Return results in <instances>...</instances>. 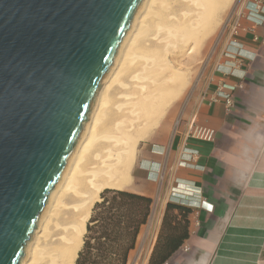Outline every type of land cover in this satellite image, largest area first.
Segmentation results:
<instances>
[{
    "label": "water",
    "instance_id": "95a60500",
    "mask_svg": "<svg viewBox=\"0 0 264 264\" xmlns=\"http://www.w3.org/2000/svg\"><path fill=\"white\" fill-rule=\"evenodd\" d=\"M142 0H0V264H19Z\"/></svg>",
    "mask_w": 264,
    "mask_h": 264
},
{
    "label": "crops",
    "instance_id": "0c3cea01",
    "mask_svg": "<svg viewBox=\"0 0 264 264\" xmlns=\"http://www.w3.org/2000/svg\"><path fill=\"white\" fill-rule=\"evenodd\" d=\"M260 2L264 14V0ZM238 20L218 59L233 65L223 52L230 40L240 45L244 57L235 75H225L223 64L221 70L213 68L196 106L174 135L138 150L129 191L150 197L152 205L127 264H147L166 204H178L170 200L171 192L196 202L195 189L208 205L189 207L188 236L163 264H264V19L261 24L244 15ZM223 82L241 85L228 112L221 99L211 100ZM193 124L214 129L213 140L187 136ZM184 148L197 152L192 166L178 164Z\"/></svg>",
    "mask_w": 264,
    "mask_h": 264
},
{
    "label": "bare ground",
    "instance_id": "6f19581e",
    "mask_svg": "<svg viewBox=\"0 0 264 264\" xmlns=\"http://www.w3.org/2000/svg\"><path fill=\"white\" fill-rule=\"evenodd\" d=\"M177 1L180 2L179 0H177ZM181 1L183 2L184 0H181ZM191 1L196 6V8L194 9L196 11L194 14L195 17L191 20L189 19V17H191V16L187 15V13H186L187 11L183 12L182 14L181 13L178 14V12H176L177 6L176 7L173 6L174 0H142L141 1L139 9L137 10V12H136V14H135V16L131 22L129 31L127 30L128 32L126 33V35L122 39L121 46L117 52L118 54H116L117 56H115V58H114L115 60H113L112 65L114 64V67H112V65H111L112 68L111 67L109 68L108 72L105 74V76L103 78V81L101 83L99 91L96 95V99L93 103L91 111L88 114V121H87V123H85V125L83 127V131H82L79 139L77 140L73 150L71 151V154L69 156V159L67 161L65 169L63 170L59 181L57 182L56 186L51 190V192L48 196L49 197L47 199L48 202L46 201V204H45L44 209L40 215V218L37 221L38 228H37V230H35L33 232V236L31 238V240L26 245V249H24L25 255L23 256V258L19 264H74L77 252H78V250L82 244V239H83V235L85 232L86 221L90 215L91 207L93 206L94 202L99 199L98 198L99 193L106 188L117 189V190H126V191H129L131 189V176L132 175H130L129 169H130V165H132L131 162H132L133 153H134L133 152L134 146L137 142L136 141L137 135L135 136L133 133H129L131 131H127L126 129L125 130L127 132H122V136L120 138H116L115 136L111 135V137L116 138V140L113 138L114 141L121 143V144L122 143L124 144L123 145L124 147L122 146L124 149L120 153L117 152L118 154L117 153L113 154L112 152L107 151V155L105 157H102L104 154L101 156V153H100L99 155L102 157L101 159H99L100 156L97 155V156H99V158H98L99 160L95 159L94 161H88V160H86L85 157H87V152L91 151V149H92L91 146L93 147V145H92L93 141H96L95 139H97V137H98V135L96 136V134L100 133V131H101V130L98 131V129H100L102 126H103L102 128H104V124H102V122H100V124H102V125H101V127L99 126V128H98V125H97V128L95 127V125L97 123H99L98 121L101 120L100 117H103L105 112L107 113V111L110 110V109H108V107H106V105H109V104L111 105L112 101L113 102L115 101L113 99L115 97H113V96L116 94H114V95H112V94L114 93V90H116L115 89L116 86H119L120 88H122V87L124 88V84L122 83L123 81L120 82V80H121L120 78L123 79V76L120 77V75H122V73L125 72L124 71L125 68H127L126 69V73H127V70L129 69L128 66L134 62L137 64V65L134 64L136 66H138V64H142L143 66L146 67L145 72L147 71L148 77L150 75L152 76L153 74L156 75L155 72L158 70V67L155 71L154 68H152V63L156 62L160 58L163 59V57L166 55L164 53V51H165L164 46L161 45V46H163V48L160 46L161 42H162V44H166V46H167V45H169V44H167V42L168 43H170L171 41H175V42L176 41H180V42L185 41L186 42V41H189L190 39H194L193 37L197 35V32L199 31L200 26L202 28L205 26L207 28V26H209V24H210L209 21L211 20L214 6H216V4H218L219 2L221 3V1H224V0H191ZM188 2H190V1H188ZM174 3L176 4V1ZM186 4H188V3H186ZM177 5H179V4H177ZM180 6H181V4H180ZM182 6H183V4H182ZM185 6L187 7L188 5H184V7ZM177 8L179 9L181 7H177ZM162 40H165V42H163ZM159 42H160V44H159ZM168 49H169V46H168ZM163 54H164V56H163ZM163 60H166V59L164 58ZM162 61H161V63H162ZM158 63H159V61H158ZM165 63L168 64L167 61ZM165 63H164V67H166ZM164 67H163V69H165ZM131 68L133 69V67H131ZM136 68L137 67H135V69ZM166 68L169 69L168 66ZM132 69H131V73L133 71ZM143 69H144V67H143ZM158 71H160V70H158ZM158 73H160V72H158ZM128 74L132 76V74H130L129 71H128ZM176 75H177V73H176ZM131 76H129V77H131ZM140 76L146 77L145 74L143 76L142 75H140ZM178 76H179V73H178ZM133 77L134 76H132L131 78H133ZM152 77L155 78V77H157V75L152 76ZM171 77L168 79H171ZM174 77H175V74H174ZM134 79H135V77H134ZM168 79H166V80H168ZM126 80H127V78H126ZM141 80H142V78H141ZM148 80H150V79H148ZM170 81H172V80H170ZM155 86H156V84H155ZM162 87H164V86H162ZM154 88H152V89H154ZM168 88H169V86H168ZM170 88H172V87H170ZM176 88H177V86H176ZM152 89H151V91H152ZM167 90H169V89H167ZM173 90L176 91L175 89H173ZM173 90H171V92L174 93ZM166 91H165V95H169L170 92L168 93ZM147 93H148V91H147ZM152 93H154V91ZM157 93H159V91L156 92V94ZM162 94L164 95V93H162ZM151 95H154V94H149V95H147V100L142 99V100H140V103L138 102L140 111L144 114V117H147V118L149 117V119H150V115H152L151 118L155 117L153 115L154 111H156V112L159 110L161 111L162 109H160V108H163V106H165L163 104L164 102L162 101L163 102L162 103L160 101L161 98L159 100L155 96L156 99L159 101V103L161 102L163 104V106H159L158 101L155 102V103H158L156 106V108H157L156 109L155 105L152 104L153 101L149 100L151 98ZM159 95H161V94H159ZM165 97L166 96H164V98L162 97L163 98L162 100H165V104H166V101H168L166 99H168V97H166V99H165ZM110 98L113 99V100H111V103L109 102ZM145 98H146V94H145ZM116 99H117V97H116ZM152 100H155V99H152ZM108 102H109V104H107ZM115 102L113 104H115ZM161 103H160V105H162ZM137 107L138 106H136V108ZM158 107H159V109H158ZM105 108H107L108 110L105 111ZM113 108L115 111L116 108L115 107H113ZM118 108H117V110H118ZM135 109H133V111ZM112 110L113 109H111L110 111H112ZM137 110L138 109H136L135 111H137ZM135 111H134V113L136 114L137 112H135ZM160 111H159V113H161ZM117 112H119V110ZM110 113H113V112H110ZM110 113H107V114L110 115ZM119 113L117 115H119ZM122 113H125V112H122ZM131 113H132V111H131ZM157 113H156V115H158ZM137 114L140 115V112ZM137 114H136V116H138ZM126 115H127V112H126ZM129 115H131V114L129 113ZM109 117H111V116H108L107 118L105 116L106 120ZM124 117H125V115H124ZM132 117H134V116L131 115V118ZM140 117H142V116H140ZM144 117H143V119H144ZM113 118H112V120H113ZM115 118H116V115H115ZM117 118H118V116H117ZM147 118H145L144 121ZM135 119H138V118H135ZM135 119H133V120L135 121ZM109 120L110 119H108V121ZM112 120H110V121H112ZM102 121L106 122L105 120H102ZM123 121H125V119ZM129 121L130 120H128L127 122H129ZM136 121H140V119L136 120ZM144 121H143V123H145ZM111 123H114V122H111ZM126 123L124 122V125H126ZM115 124L117 125L118 123H114V125ZM128 124H132V123H130V122L127 123V126H128ZM133 124H134V122H133ZM121 125L124 126L123 124H121ZM144 125H143V127H145ZM109 126H111V125H109ZM105 127H106V125H105ZM113 127H115V126H113ZM117 127H119V124L117 125ZM95 128H96L97 133H95V130H94ZM125 128H128V127H125ZM136 128H137V126H136ZM123 129H124V127H123ZM123 129H121V131H123ZM129 130H131V128ZM137 130H141V129H137ZM109 133H111V132L109 131ZM113 133H114V129H113ZM113 133H111V134H113ZM138 133L135 132V134H138ZM139 137H140V133H139ZM140 138H138V139H140ZM113 139H111V141ZM100 141L103 142L102 140H100ZM100 141H99V143H100ZM94 144L98 145V141H97V143L94 142ZM106 144L108 145V143H106ZM107 145H105V146H107ZM114 145L112 144L111 148ZM118 147H119V144H118ZM119 149H121V148L119 147ZM94 150H96V149L94 148ZM92 151H93V149H92ZM117 151H119V150H117ZM89 153H91V152H88V155H89ZM103 153H105V152L103 151ZM91 155H92V153H91ZM94 155H93L94 158L97 157L96 154H94ZM89 157H90V155H89ZM81 160L82 161L86 160V162L84 164H82ZM69 191H72V193L70 192L71 195H69V199L66 200L67 197L65 198V196H67L66 193L69 194ZM57 193H60L58 196V199H57ZM64 200L67 202L64 203ZM53 202H55L54 206H53ZM62 205H63V207H65L64 210H62L63 211L62 215L59 216L61 212H59V215H56L58 213L57 212L58 207H59V211H61L60 208ZM54 214L56 216H59V218L57 217V219H56V223L52 220ZM51 221H53L55 223V224L52 223L54 226H50Z\"/></svg>",
    "mask_w": 264,
    "mask_h": 264
},
{
    "label": "rangeland",
    "instance_id": "374dc122",
    "mask_svg": "<svg viewBox=\"0 0 264 264\" xmlns=\"http://www.w3.org/2000/svg\"><path fill=\"white\" fill-rule=\"evenodd\" d=\"M175 1H176V4L174 3ZM179 1L180 2H178L177 0H174V2H173V6H175V7L177 6V7L182 8V9L181 8L178 9L176 7V10H177L176 12H178V14H180V13L182 14L183 12L187 11L186 12L187 15L191 16V17L188 16L189 19L190 20L193 19L195 17L194 14L196 11L194 9L196 8V6L192 3L191 0H188L190 2H188L187 0H184L183 2L181 0H179ZM243 1L244 0H224V1H221V3L217 2L218 4H216V6H214L213 14H212L211 20L209 21L210 22L209 26H207V28H206V26L203 28L200 26L201 29L199 28L197 35L193 37L194 39H190L189 41H186V42L185 41H181V42L180 41H176V42L171 41L170 43L167 42V44H169L167 46H166V44H162V42L160 44V42H159L160 46L163 45L165 48L164 53L166 55L164 56V54H163V56H164L163 59L165 58L166 60H163L162 58H160L156 62L152 63V68H154L155 71H156L157 67H158V70H160V71L157 70L156 71L157 73L155 72L157 77H155V78L152 77V76H156L154 74L152 76L150 75L148 77L147 71L145 72L146 67L143 66L142 64H138V66H136L137 65L136 63H134V62L131 63L132 66L131 65L128 66V68L130 70L128 69L127 73H126L127 68H125V70H124L125 72H123L124 74L122 73V75H120V77L123 76L124 80L119 77L121 79V80L119 79L120 82L123 81L122 83L124 84V88L123 87L120 88L119 86H116V88H115L116 90H114V93L112 94V95L116 94L113 96L115 98H113L111 96L116 101V102L114 101L115 104H113L114 103L113 101L111 103V100H113V99L110 98L109 102L111 103V105L109 104V102L107 104H109L111 107L109 105H106V107H108V109H110V110L113 109V110L110 111L107 108H105V111H107V110L109 111V112L107 111V113H110V112H113V113H110V115H109L105 112V114L103 116L104 118H105V116H106V118L108 116H111L108 118L110 120H112L113 117L114 118L112 121H110V120L108 121V119L106 120V118L104 119L103 117H100L101 120L99 119L100 121H98L99 123H97L95 125V127L97 128V125H98V128H99V126L101 127V125L104 124V128H102L103 127L102 126L100 129H98V131L101 130L100 131V133L102 132L101 134L97 133L96 128L94 129L95 133H97L96 136L98 135V137H97V139H95L96 141H93L92 145L96 150H94V148L91 146L93 151L90 148L91 151H88V152H91L92 155H91V153H89V155H90V157H89L88 152H87V157H85L86 160H88V161H94L95 159L99 160L102 157H105L107 155V151L108 152L110 151L113 154L117 153V152L120 153L124 149L123 148L124 144L118 143V142L114 141V139L116 140V138H120L122 136V132L131 131L129 133H133L135 136L137 135L136 136L137 142L134 146V151H133L134 153H133V158H132V162H131L132 165H130V169H129V171H130L129 173L131 174L132 168L134 167L136 160H137L136 156H137L138 150L141 147H145L147 144H149L151 142H163L166 139H168L174 135V133L177 129V126L180 123L186 121V118L189 116L191 109L196 106L198 100L200 99V97L203 93L204 87L206 85V82L208 80V77L210 76V73L213 70V68L218 63V59L222 55L224 43L227 39H230V37H231V32H232V28L235 24V21L239 17H242L244 15L245 11L243 10ZM185 2L188 4H186ZM177 4H179V5H177ZM180 4H181V6H180ZM182 4H183V6H182ZM184 5H188V6L184 7ZM128 31H129V29H128ZM162 41L165 42V40H162ZM120 46H121V44H120ZM120 46H119V48H120ZM163 46H161V47L163 48ZM168 46H169V49H168ZM119 48H118V50H119ZM118 50H117V52H118ZM158 61H159V63H158ZM161 61L163 64L161 63ZM166 61L168 62L169 65L165 63ZM164 63H165V66L166 67L168 66L169 69L164 67ZM134 64H136V65H134ZM112 67H114V64L112 65ZM131 67H133V69ZM135 67H137V68L135 69ZM143 67H144V69H143ZM163 67L165 69H163ZM131 69L133 70L132 73H131ZM128 71L130 74H132V76L135 77V79H134V77L131 78L132 76L128 74ZM158 72H160V73H158ZM176 73H177V75H176ZM178 73H179V76H178ZM144 74L146 75V77L143 76ZM174 74H175V77H174ZM128 75L131 77H129ZM140 75H142L143 77H141ZM170 77H171V79H168ZM126 78H127V80H126ZM141 78H142V80H141ZM148 79H150V80H148ZM166 79H168V80H166ZM170 80H172V81H170ZM155 84H156V86H155ZM162 86H164V87H162ZM168 86H169V88H168ZM176 86H177V88H176ZM170 87H172V88H170ZM152 88H154V89H152ZM151 89H152V91H151ZM167 89H169V90H167ZM173 89H175L176 91H174ZM171 90H173L174 93L171 92ZM147 91H148V93H147ZM153 91H154V93H152ZM158 91H159V93L156 94V92H158ZM165 91L168 93L170 92V94H169L170 96L165 95ZM144 93L146 94V98H145ZM162 93H164V95ZM149 94H154V95H151L150 99L148 98L149 100H151L155 103L158 101L156 99V97L159 100L161 98L160 101L161 102L163 101L164 103L163 102L162 103L165 105V106H163V104L161 102L160 103L162 105H160L159 101H158L159 104L158 103L154 104L152 102V104L155 105V108H156L157 104L159 106H163V108H160V109H162L161 111L159 110L161 113H159V111H157L158 113L156 111H154L153 115L155 117L153 116L154 118H151L152 115H150V119H149V117L148 118L144 117V114L140 111L139 104H138V102L140 103V100H142V99L147 100V95H149ZM159 94H161V95H159ZM164 96H166V97L169 96L168 99H166V97H165V99L168 100V101H166V104H165V100H162L164 98ZM116 97H117V99H116ZM95 99H96V96H95ZM95 99H94V101H95ZM152 99H155V100H152ZM136 106H138V107L136 108ZM113 107L116 108L115 111H114ZM117 108H118L120 113L117 112L118 111ZM135 108L138 110L135 111L136 110ZM133 109H135L134 111L137 113L140 112V115L136 113L138 115V116H136ZM158 109H159V107H158ZM130 110L132 111V113ZM121 111L125 112V113H122ZM126 112H127V115H126ZM128 112L131 115H133L135 118H138V119H135L134 117L131 118V115H129ZM155 112L158 115H156ZM118 113L120 116L117 115ZM115 115H116V118H115ZM124 115H125V117H124ZM117 116H118V118H117ZM140 116H142V117H140ZM143 117H144V119L145 118H147V119L144 121ZM124 119H125V121H123ZM133 119H135V121ZM139 119H140V121H136ZM141 119L145 123H143V121ZM102 120H105L106 122H104ZM128 120H130L129 122L132 124H128V126H127V123H129V122H127ZM87 121H88V119H87ZM87 121L85 123H87ZM100 122H102V124H100ZM111 122L118 123L119 127H117L118 124L114 125V123H111ZM124 122L125 123L127 122L126 125H124ZM133 122H134V124H133ZM121 124H123L124 126H122ZM105 125H106V127H105ZM109 125H111V126H109ZM112 125L115 127H113ZM143 125L145 127H143ZM136 126H137V128H136ZM123 127H124V129H123ZM125 127H128V128H125ZM130 128H131V130H129ZM113 129H114V133L116 132L115 134L113 133ZM121 129H123V131H121ZM137 129H141V130H137ZM136 130L140 133V137L142 136L141 138L139 137V133ZM109 131L113 134L109 133ZM135 132L138 134H135ZM111 135L115 136L116 138L111 137ZM138 138H140V139H138ZM111 139H113V140L111 141ZM100 140H102L103 142H101ZM97 141H98L99 146L97 144L96 145L94 144V142L97 143ZM99 141H100V143H99ZM106 143H108L109 146ZM112 144L113 145L115 144V145L111 148ZM118 144H119V147L121 149H119ZM105 145H107V146H105ZM117 150H119V151H117ZM103 151L105 153H103ZM100 153H101V156L103 154L104 155L101 157L99 155ZM94 154H96V156L99 155L100 158H99V156L94 158V156H95ZM86 160L85 161L81 160L82 164H84L86 162ZM70 192L72 193V191H69V194L66 193L67 194V196H65V198L67 197L66 200L69 199V195H71ZM59 194L60 193H57V199H58ZM65 202H67V201L64 200V203ZM54 204H55V202H53V206H54ZM62 207H63V205L61 206V208ZM61 208H60L61 211H59V207H58V210H57L58 213L56 215H59V212H61L59 216L62 215V213H63L62 210H64L65 207H63L62 209ZM56 215L54 214L53 219H52L55 223H56L57 217L59 218V216H56ZM53 221H51L50 226H54L53 224H55V223ZM37 225H38V223H37ZM37 228H38V226H37ZM37 228L35 230H37ZM32 236H33V233L31 234V237L27 241L26 245L29 243ZM26 245H25L24 249H26Z\"/></svg>",
    "mask_w": 264,
    "mask_h": 264
},
{
    "label": "trees",
    "instance_id": "16d2710c",
    "mask_svg": "<svg viewBox=\"0 0 264 264\" xmlns=\"http://www.w3.org/2000/svg\"><path fill=\"white\" fill-rule=\"evenodd\" d=\"M152 199L106 188L86 221L74 264H127L139 230L149 218ZM189 207L168 202L147 264H163L188 236Z\"/></svg>",
    "mask_w": 264,
    "mask_h": 264
},
{
    "label": "built area",
    "instance_id": "2783aa9c",
    "mask_svg": "<svg viewBox=\"0 0 264 264\" xmlns=\"http://www.w3.org/2000/svg\"><path fill=\"white\" fill-rule=\"evenodd\" d=\"M243 10L244 16L247 20L253 21L254 23L261 24L264 19L263 14V6L261 5L260 0H244L243 1ZM239 27V21L238 19L235 21V24L232 28L231 36L236 33L237 29ZM229 47V48H228ZM228 47L223 52V56L227 58V61L231 62L233 65H226L223 64L225 62H221L216 64L215 70H221L220 65H225V69L221 70L225 75H235V70L237 67L240 66V59L244 57L241 54V47L240 45H237L236 43L233 44L232 40L229 41ZM239 58V59H238ZM236 60V61H235ZM239 60V61H238ZM240 77H243L242 75ZM241 87V85L238 84H227V83H221L213 96H211L212 101H217L221 99L224 102L225 110L228 112L233 107V99L232 94L235 91L236 88ZM215 131L214 129L199 125V124H193L188 130H187V136L192 137L194 139L202 140V141H212L214 137ZM196 151L184 148L182 151V154L180 156L178 164L181 166H192L191 160L194 155H196ZM195 192L198 193V200L196 202H193L187 198V196H183V194L171 192V198L170 200L173 202H176L180 205L186 206V207H196V208H203L204 204H207L203 198L200 197V190L195 189ZM208 205V204H207ZM207 210H211V208H208Z\"/></svg>",
    "mask_w": 264,
    "mask_h": 264
}]
</instances>
